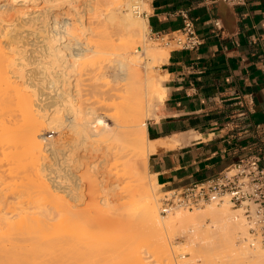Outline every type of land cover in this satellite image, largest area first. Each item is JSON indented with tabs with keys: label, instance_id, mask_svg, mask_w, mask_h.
Wrapping results in <instances>:
<instances>
[{
	"label": "bare ground",
	"instance_id": "1",
	"mask_svg": "<svg viewBox=\"0 0 264 264\" xmlns=\"http://www.w3.org/2000/svg\"><path fill=\"white\" fill-rule=\"evenodd\" d=\"M146 8V2L130 0H0V142L14 133L20 140L13 152L24 149L33 160L47 152L52 160L47 165L49 185L40 181L36 185L50 193L47 201L52 192L68 196L53 198L54 207L43 195L36 196L40 200L26 197L37 203H30L38 208L31 209L36 216L23 212L30 210L25 199L27 208L13 205L22 211H3L10 216L1 211L0 264H69L76 255L82 260L87 256L82 264H109L115 255L131 253V240L106 236L110 227L123 222L119 207L105 211L120 190L128 206L139 207L146 225L159 233L163 228L176 230L187 243H198L215 228L228 249L220 250L228 251V257L238 256V261L221 264H264V247L247 237L241 211L230 210L226 198L219 206L211 203L190 212L178 208L162 217L154 201L155 180L149 176L148 183L139 176L138 163L147 173L149 154L157 146H168L151 142L146 135L145 120L156 118L155 108L164 96V77L154 76L151 65L168 56L164 50L151 52L145 43L148 27L139 14ZM2 37L9 41L2 45ZM20 42L30 49L17 52L18 58L9 57L7 50ZM49 130L57 135L54 141L44 138ZM83 182L89 189L87 207L74 209L80 200L70 186ZM90 189L104 193L103 201H96ZM11 230L21 237L11 239L7 236ZM1 231L10 239L5 241ZM159 236L162 255L169 260L176 251ZM213 245L207 246L214 249ZM98 257L102 260L97 262Z\"/></svg>",
	"mask_w": 264,
	"mask_h": 264
},
{
	"label": "crops",
	"instance_id": "2",
	"mask_svg": "<svg viewBox=\"0 0 264 264\" xmlns=\"http://www.w3.org/2000/svg\"><path fill=\"white\" fill-rule=\"evenodd\" d=\"M145 2L149 11L142 16L152 36L171 37L186 14L201 40L193 50L171 48L159 67L164 96L146 135L168 146L149 154L146 169L160 193L208 179L248 156L264 168V0L239 7Z\"/></svg>",
	"mask_w": 264,
	"mask_h": 264
},
{
	"label": "rangeland",
	"instance_id": "3",
	"mask_svg": "<svg viewBox=\"0 0 264 264\" xmlns=\"http://www.w3.org/2000/svg\"><path fill=\"white\" fill-rule=\"evenodd\" d=\"M123 1L127 2L129 0H127V1L123 0ZM139 1L145 2V0H139ZM130 2H131V0H130ZM147 10H148V8H146L145 10L143 9L140 12L143 13L144 11H147ZM124 11H125V8H124ZM140 18L143 19L142 14H140ZM8 41H9V39L7 37L1 38L2 45ZM145 43H146V45H149L150 47H152V48H150L151 52L152 51L155 52L157 50H164L166 52H169V50L171 49V47L164 46V44L159 39H157L156 36H152L150 34L149 30L147 31L146 36H145ZM21 44H22L21 42L17 43L16 46H18V47H16V46L12 47L11 46L10 48H12V49L7 50L8 51L7 54L9 55V57H11L13 59L18 58L19 56H18L17 52H21L25 49H30L27 46L22 47ZM13 59H10V60H13ZM163 62L164 61L152 63V65H151L152 66V73L154 76L155 75H156V77L161 76V74L159 72V67L161 66V64ZM22 88L25 89L26 87L22 86ZM159 104H158V106H159ZM158 106L155 108V113L157 112ZM10 109H13L15 113H18L15 111V109L13 107ZM11 112L13 113L12 110H11ZM11 112H8V114ZM147 120H145V123L147 122ZM9 135L11 136V137H8L10 140H8V138H6L7 139V141H6V139L4 138L5 141L3 140L2 142H0V200L3 201V202L0 201V212L6 211L8 208H10L8 210H11L12 208H14L15 210H18V209L21 210L20 208L16 209L15 206H13V205H16V207H20V206L22 207V205H25L27 208L26 202H28V201H27L26 197H28V198L30 197L29 199H31V197L34 198L36 196L41 198V195H43L45 198L46 197L45 195L50 194V193L46 192L45 190L44 191L46 193H44L43 189L42 188L38 189L39 186L37 187L38 184L36 185V183H39V181L44 182L47 185H49L48 184L49 180H48L47 165L49 164V160H50V163L52 162V160L50 159V156L48 155V153L47 152H41V153H38L40 155L39 156L40 158H38L37 157L38 154H36V155H34V157L36 158L35 160L30 159V158L28 159L27 154H26V150H24V149L18 148L19 151L17 150L16 152H13L15 150L13 148L15 146L14 144H16V141L18 142L20 140V136L17 134L14 135V133L12 135L11 134H9ZM49 136H52V137L48 138ZM56 136H57L56 133H53L50 130L46 131L44 134V138L46 139V141H51V140L54 141V138L56 139ZM7 142L9 144H7ZM1 143L3 144L2 147L4 146V148L1 147ZM10 150H12L13 153H18V154H16V155L12 154L13 155V158H12L11 157L12 155L10 154L12 152ZM24 151H25V153H24ZM24 155H26V157H25L26 159L25 158L23 159ZM41 157H42V159H41ZM30 160L31 161L33 160V161L30 163ZM32 165H34L35 167ZM36 166H37V168H36ZM141 166H142L141 163H138V170L140 172L139 176L141 178H143V180H145L146 182L151 183L152 181L149 179V175H147V173L145 172V170ZM81 171L82 170H80V171L75 170V172L77 174L80 173ZM34 175L37 179L34 177ZM23 185H25L26 187H23ZM34 186H36V187H34ZM29 187H32V188H29ZM70 187L72 188V189L70 188L72 190V194H74V196H76V197L78 196L77 198L80 200L79 202H77L75 204L77 207L75 206L74 209H78V210L79 209L81 210L84 208L86 209L87 203H88L87 201L89 200V189L87 188L88 186H86V183L84 184V182H83L78 187H72V186H70ZM32 189H34L35 191ZM90 190H91L90 192H93V194L91 193L92 195L90 194L92 197L94 194L97 195L98 199L96 201H99L100 199L102 200L105 197L104 193L101 194V192L95 191L93 189H90ZM54 193L52 192V195H50L52 197H49L50 200H48L49 201L48 204H47L48 198L46 197V199H45V202L47 201L46 204L48 206L56 203V200H54L53 198L59 197V196L61 198V195L63 196L62 192H56L55 194ZM117 193H118V195L120 194L119 198L114 199V197H113L114 200H112V199H111L112 201L110 200V202L107 204L108 207L106 205H104V206H106V208L102 206V209L105 208V211L110 212L109 210H107L108 208H111L110 210L112 211V209H114L115 207L116 208L119 207V209L118 208L117 209H118L119 213L121 214V217L123 218V219L121 218V221H123V222H122V224H119V225L116 224V225H113L112 227H110L106 232V236L108 239H114L116 237L117 238L119 237V238H124L128 241L131 240V241H129V243H130L131 247L133 248V251L131 253H129L130 251L124 252L121 255L119 254V256L115 255V257L113 258L114 261L111 259L112 263L109 262V264L110 263L113 264L114 262H115V264H118V263H116L118 261H119V264H221L222 261L224 263V262H226L227 259H228L227 261H233V262H235L236 260L238 261V259H237L238 256L236 253H230L229 255L232 257H230V256L228 257L227 253H229V252L223 251L225 246H224L223 242H221L220 239H218L220 237V235L218 234V230L216 232L215 228L210 229V233H209L207 239L206 238H203V240L201 239L202 243H201V241H199L198 243H187L185 238L183 237V235H181L179 233V231L178 232L176 230L172 231L171 229L168 230V228H167V231H165L166 228L165 229L163 228L164 230L162 229L159 233V231L157 229H156L157 230L156 231L155 228L149 226L148 224L146 225V222L143 220V216H142L141 210H139V207L136 209V207L134 205H133V207L130 206L131 208L128 206L131 204H130V202L127 204V202L125 200L126 194L123 190H120V191L116 192L115 194H117ZM153 194H154V199H155L154 201H156V207H157L158 213L162 217H166V215H163L160 213V199L162 197V194L160 193L159 188L156 185L153 186ZM96 195H94L95 199H96ZM98 196H100V197H98ZM101 196H102V198H101ZM38 197H36L37 200H40ZM80 197H81V199H80ZM36 198H35V200H36ZM63 198L68 200V196H66V195H64L62 197V199ZM24 199L26 200V202ZM42 199H43V197H42ZM17 201L19 202L20 205L19 204L17 205ZM33 201H34V199H33ZM33 201H32V203L30 202V200L28 202V206L30 205L28 207V209H30V210L23 209V212L30 211V216H36V214L31 215V212H32V214L35 213V211L33 213V210L38 211V208L35 205L32 206L33 203H36L35 201L34 202ZM21 202H24L25 204L21 203ZM125 202H126V204H125ZM72 204H73V202H72ZM208 204H211V203H207V204H204L200 207L193 208L194 210L193 209H189V210L186 209L185 211L186 212H188V211L190 212L192 210L196 211L198 209L203 208V206L208 205ZM212 204H214V203H212ZM219 205H220L219 203H215L214 206H219ZM48 206H46V207H48ZM14 209H13V211L11 210L12 213L15 212ZM31 209H33V210L31 211ZM179 209L184 211V209H182V208H179ZM229 209L235 210L236 208L232 207L229 204ZM8 210L6 212H11ZM19 210L16 211L15 213L20 212ZM39 210H40V208H39ZM137 210H139V211H137ZM176 210H178V208ZM42 212L43 211H41V213ZM3 213H5V212H3ZM0 214H2V213H0ZM38 214L39 213H37V215ZM2 215H4V216L9 215L10 216L11 214L5 213ZM126 219H128V221ZM243 220H244V218H243ZM244 223H245V221H244ZM1 230H3V232L8 231L6 228H2ZM211 230H212V232H211ZM12 231L13 230H11L7 233H9V234L12 233L13 235H9V234L7 235V233H5V234L9 237L12 236V237H10L11 239H17L18 237H16V236L21 237L19 234L16 235L15 232L13 233ZM171 232H173V233H171ZM213 232L215 233V235ZM1 233H2V231H1ZM177 233H179V234H177ZM246 233H247V231H246ZM5 234L3 235V233H2L4 240L7 241L6 239L9 237L5 238V236H6ZM157 234L158 235L161 234V236H163V237L165 236L166 238L165 237L164 238L166 239V242H168L170 247L173 246L171 248H174V251H176L175 255H173V253H172V255L169 256V260L165 259V256L162 255L160 241L157 242V240H158ZM211 234L214 236L212 237ZM161 236H159V237H161ZM247 237L251 240V238L248 236V234H247ZM213 239H215V240H213ZM251 241H252V243H256L253 240H251ZM208 243L214 244L215 247H212L214 249H210L211 247L207 246ZM201 244L203 246H205V248L199 249L198 246H196V245H199V247H200ZM220 244H222V245H220ZM257 245L264 247V245L260 244L259 242H257ZM220 246H222V247H220ZM80 248H81V246H80ZM80 248H77V249L80 251L81 250ZM220 248H223V250L222 249L220 250ZM225 249H227V248H225ZM211 251H212V253H210ZM192 252H194V253H192ZM213 253H214V255H213L214 257L212 256ZM231 254H233V255H231ZM76 256L78 259L76 258ZM76 256L72 257L71 259H69L70 257L68 258L70 261L69 264H71L72 262H73L72 264H74L75 262L77 263V262H80V260H82L80 256L79 257H78V255H76ZM210 256L212 259L210 258ZM84 257L86 259L87 256H84ZM84 257H82V258H84ZM88 257H91V256H88ZM117 257H119V258H117ZM73 258H75L74 259L75 261L73 260ZM99 258L100 257L96 258L97 262L102 260V258H100V259ZM166 258H168V256H166ZM85 259L82 260L81 263H77V264L86 263L88 261V258L86 259L87 261ZM92 259L89 258V260H92ZM212 261L214 263H212ZM98 263L100 264L101 261ZM67 264H68V262H67ZM102 264H103V261H102ZM107 264H108V262H107Z\"/></svg>",
	"mask_w": 264,
	"mask_h": 264
},
{
	"label": "built area",
	"instance_id": "4",
	"mask_svg": "<svg viewBox=\"0 0 264 264\" xmlns=\"http://www.w3.org/2000/svg\"><path fill=\"white\" fill-rule=\"evenodd\" d=\"M201 1L205 5L223 2L233 7L245 3V0ZM182 16L184 20L181 30L174 32L171 37L156 38L167 47L193 50L201 44V40L195 32L193 22L186 14ZM212 24L220 30L221 23L218 19H214ZM224 198L232 207L242 212L251 240L264 245V168L260 166L256 156L239 159L208 179L162 193L160 213L167 215L177 208L189 210L207 203H219Z\"/></svg>",
	"mask_w": 264,
	"mask_h": 264
}]
</instances>
